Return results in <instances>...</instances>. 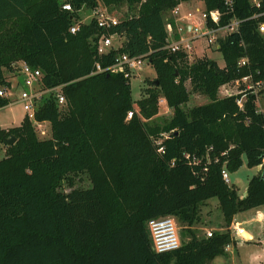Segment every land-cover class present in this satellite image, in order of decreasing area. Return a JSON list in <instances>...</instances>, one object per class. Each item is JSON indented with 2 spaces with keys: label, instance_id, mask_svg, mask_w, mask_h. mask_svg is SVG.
Masks as SVG:
<instances>
[{
  "label": "trees",
  "instance_id": "1",
  "mask_svg": "<svg viewBox=\"0 0 264 264\" xmlns=\"http://www.w3.org/2000/svg\"><path fill=\"white\" fill-rule=\"evenodd\" d=\"M188 1L0 0V88L11 85L5 73L14 72L12 65L25 62L40 71L42 88L60 86L65 98L61 108L52 94L36 103L34 121L49 124V138L40 139L26 116L18 126L0 128V264H212L234 242L233 217L264 206L262 171L249 179L243 198L221 178L223 167L236 172L243 158L250 169L264 166V115L256 95H217L244 77L264 82V34L258 30L264 0L258 6L232 0L231 9L224 0H201L208 28L238 22L237 31L217 40L223 67L165 49L164 15ZM99 2L126 4L132 12L110 30L121 44L102 56L95 51L102 30L94 20L69 32L80 11ZM66 3L71 11L62 9ZM213 11L217 23L209 17ZM121 54L142 57L154 70L138 100L123 73L90 75L96 62L106 68ZM186 83L209 103L183 110ZM160 95L173 112L157 124L150 121ZM242 96L240 109L236 99ZM8 104L0 97V109ZM78 174H86L90 187L73 188L71 175ZM64 182L69 192L61 190ZM211 199L226 230L198 238L192 227ZM163 217L176 220L182 241L177 250L157 254L146 227Z\"/></svg>",
  "mask_w": 264,
  "mask_h": 264
},
{
  "label": "rangeland",
  "instance_id": "2",
  "mask_svg": "<svg viewBox=\"0 0 264 264\" xmlns=\"http://www.w3.org/2000/svg\"><path fill=\"white\" fill-rule=\"evenodd\" d=\"M99 6L105 9L107 12H109V14L112 17L116 18L119 22H121L122 20H124L125 18L129 17L132 14V12L128 10V7L126 4H122L118 8H107V7H104L99 2ZM178 10H179V16L174 15L172 11L167 12L164 15V19L166 23L171 22L172 20L174 22V25L176 24V26L185 27L191 22H193L194 24H200L202 22V27H203L204 22L202 21V15L204 14V8H203V3L201 0H192L191 2H188L185 5H183L182 8ZM79 14H80V20H82V22L85 23L89 21L88 19L92 15V11L82 9ZM187 14H192L193 16L190 19H187L185 18ZM176 17L177 18L182 17L181 21L178 23H175L177 21ZM227 33L228 31L226 30L218 31L215 34V41L210 45H208L206 38L196 39L192 41V45L195 47V49L193 48L189 52L190 54L187 55L188 61L193 62L197 58H201L202 56H205L209 59L214 60L219 67L224 66V62L221 57V54L220 52L217 51V40L220 38H223ZM172 38L173 36H171L169 39L172 40ZM174 38H175V35H174ZM118 42H122V39H120L119 41L118 39H115L114 45L117 46ZM12 73H5L6 79L9 82L14 81L15 74L13 73V75H11ZM19 79H20V84L17 86L14 85V88H13L14 98L19 97L21 92L23 90H26V87L24 86V84H22V77H19ZM154 79H155V73H154L153 68L149 66L146 61H144L142 67L139 70L135 71L133 76L130 78L131 98L133 100H138L142 98L144 96L145 89L148 87V82ZM186 88L190 95H189V101L185 103L184 105H181V108L183 110L187 111L191 109L192 107L205 105L209 103V100L207 97L191 91V87L189 83H186ZM248 90L252 91L256 95L257 110L258 112L264 115V82L254 83L249 78L245 81H243L242 79L237 80V81L231 82L229 84H226L220 87L217 95L219 98L226 97L227 94L229 93L230 95L237 96L239 94H244V92ZM162 98L163 97L160 95L158 98V113L155 117L151 119L150 122L162 124L164 122H167L171 118L173 111L172 109L168 107V105L166 104V101L165 103L159 102V100H161ZM240 98L243 102L244 96ZM23 113L24 112L22 110L21 105L17 103L11 106L1 108L0 109V128L16 126L19 123L20 118L22 117ZM30 121L34 123L37 136L40 139H46L50 137V131H49L48 126L41 125V123H36L32 120ZM0 148H1L0 149V158H1L4 155L2 151L4 147L0 145ZM262 168L263 166H260L258 169L248 168L245 163V158H243V165L236 172L228 173L230 184L237 189L238 195H244L246 193V187H247L249 179L252 176L259 174L262 171ZM71 180H72L73 188L86 189L90 187V182L86 174H78L76 176L71 175ZM61 190L63 192H69L71 188L68 186L66 182H64L62 184ZM253 215L254 213L252 212L251 213L241 212V214L235 217V221L244 222V221L251 219ZM176 225L178 227L180 240L182 241L181 227L179 226L177 222H176ZM256 226L257 224L250 220L242 224V228H244L249 233H254V231L257 232ZM192 230H194L198 238L207 237L208 233L212 234L214 232H224L226 230L221 212L219 210L218 202L216 199L208 200L203 205L200 206V222L195 224L192 227ZM184 239L187 240L186 238ZM237 240L240 241V243L242 242L239 239ZM238 250H239V254L236 248L234 249V247L231 245L227 246L225 248L226 256L215 258L212 261V264H246L245 261L248 263L247 257H249L250 252L254 250V245L252 244L244 245L243 243L239 246Z\"/></svg>",
  "mask_w": 264,
  "mask_h": 264
},
{
  "label": "built area",
  "instance_id": "3",
  "mask_svg": "<svg viewBox=\"0 0 264 264\" xmlns=\"http://www.w3.org/2000/svg\"><path fill=\"white\" fill-rule=\"evenodd\" d=\"M251 1L254 5H259L258 0ZM224 4L227 9H231L232 0H224ZM62 9L66 11H71V7L67 3L62 6ZM172 12L174 15L179 16V10L177 7ZM192 16V14H187L185 18L190 19ZM209 17L212 22L217 23L219 20V13L217 11L210 12ZM179 19H182V17H178L176 20ZM88 20V22L94 20L97 27L102 30L101 35L94 42L96 55H106L111 49H115L116 47L114 45V41L115 39H119L118 34L110 33V30L116 27L119 24V21L116 18L112 17L109 12L101 8L99 5L94 10H92V15L89 17ZM202 21L204 22L203 27L202 22L200 24H194L193 22H191L185 27L176 26L175 30L173 29L172 24L170 22H167V45L165 46V49L172 54L184 53L187 56L190 54L189 52L193 49L192 41L196 39L206 38L208 45H210L215 41V34L218 31L226 30L228 31V33L237 31L238 22L235 20H233L229 25L218 29H210L206 26L205 14L202 15ZM82 24V20L75 22L69 28V32L71 34L76 33L79 30L80 25ZM187 26L189 27V35H185ZM258 30L260 33L264 34V24H260L258 26ZM174 35H176V38H174ZM171 36H173L172 40L169 39ZM246 60V58L241 59L239 61V65H244L246 63ZM144 61L145 60L142 57H130L126 54H121L116 56L114 63L110 66H107L106 68H101L100 65L96 62L93 66V70L90 75H94L101 72H109L114 74L123 73L125 76L131 78L135 71L139 70L142 67ZM12 66L14 68V72L20 77H22V84H24L26 90H23L19 97L14 98L13 88L14 85L17 86L20 84V80L16 83L11 82V85L9 87H1L0 97L8 98V106H11L15 103L20 104L25 113V116L29 120L34 121L36 103L43 96L52 94L59 108L65 105V98L61 92L60 86L51 89H44L41 87V73L38 69L30 68L25 62H18L16 64H13ZM247 79L248 77L242 78L243 81ZM229 96L232 95H230L229 93L226 97ZM159 102L165 103V100L162 98L161 100H159ZM242 103L243 102L241 98L236 99V104L240 109H242ZM131 117L132 111L127 112L126 120H129ZM224 154L225 153H222L221 156ZM184 157L186 159H189L188 155H184ZM215 161H217V159H215ZM192 162L198 163V161H196V159L194 158ZM221 178L227 186H231L228 171L224 167L221 170ZM147 230L149 232L152 249L157 254L174 251L181 246L178 227L176 225L175 220L171 217H163L147 221ZM230 231H234V234L236 235L240 233V231L235 226L231 227ZM210 236L211 234L208 233L207 237Z\"/></svg>",
  "mask_w": 264,
  "mask_h": 264
},
{
  "label": "crops",
  "instance_id": "4",
  "mask_svg": "<svg viewBox=\"0 0 264 264\" xmlns=\"http://www.w3.org/2000/svg\"><path fill=\"white\" fill-rule=\"evenodd\" d=\"M188 2H191V1H188ZM188 2H184V3L179 4L177 8L178 9L182 8V6L185 5ZM180 21H181V19L177 20L175 23H178ZM175 26H176V24L174 25L173 29H175ZM188 31H189V27L187 26V28H186V34L185 35H189L188 34ZM175 38H176V35H175ZM119 40L120 39H118V41ZM120 44H121V42H118V45L115 46V47H118ZM193 48L195 49L194 46H193ZM13 73L15 74L14 75L15 78H14V81L12 83H16L17 81L20 80L19 79L20 76L17 75L15 72H13ZM13 73L11 75H13ZM24 114L25 113H23L22 117L20 118L19 123L16 126H18L21 123V121H22V119L24 117ZM41 125L48 126L49 131H50V126H49V124L47 122H43V123H41ZM11 127H15V126H11ZM11 127L9 126V127H6V128H1V129H8V128H11ZM2 151L4 153V149ZM255 168L258 169L259 167H255ZM245 195H246V193L244 195H239V196H240V198H243V197H245ZM247 212L254 213V215L249 220L250 221H253L254 223L257 224V226H256L257 232L254 231V233H249L244 228H242V224L244 222H248L249 220L244 221V222H237V221H235V217L238 216L241 213L236 214L233 217V220H232V223H231L229 229L231 227L235 226L240 231V233L236 235V234H234V231H231L232 240L235 242V243L233 242L231 244V246H233L234 249L236 248L237 251H238V254H239V250L238 249H239V246L241 244L244 243V245L245 244H252V245H254V250L251 251L250 254H249V257H247L248 263L246 261H245V263L246 264H264V206L263 207H259L257 209H251V210L245 211L243 213H247ZM237 239L241 240L242 242L240 243V241H238Z\"/></svg>",
  "mask_w": 264,
  "mask_h": 264
},
{
  "label": "water",
  "instance_id": "5",
  "mask_svg": "<svg viewBox=\"0 0 264 264\" xmlns=\"http://www.w3.org/2000/svg\"><path fill=\"white\" fill-rule=\"evenodd\" d=\"M155 84H157V82H155ZM14 142H15V140L13 138H10V139L6 140V143L9 144V145L14 144ZM262 176H264V166L262 168Z\"/></svg>",
  "mask_w": 264,
  "mask_h": 264
}]
</instances>
